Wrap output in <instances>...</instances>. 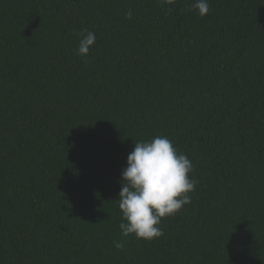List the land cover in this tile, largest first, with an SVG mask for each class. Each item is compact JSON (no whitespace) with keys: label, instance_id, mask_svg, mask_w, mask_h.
Listing matches in <instances>:
<instances>
[{"label":"trees","instance_id":"16d2710c","mask_svg":"<svg viewBox=\"0 0 264 264\" xmlns=\"http://www.w3.org/2000/svg\"><path fill=\"white\" fill-rule=\"evenodd\" d=\"M193 2L0 0V264H264V0ZM155 136L196 188L123 237L121 172Z\"/></svg>","mask_w":264,"mask_h":264},{"label":"clouds","instance_id":"9594fccd","mask_svg":"<svg viewBox=\"0 0 264 264\" xmlns=\"http://www.w3.org/2000/svg\"><path fill=\"white\" fill-rule=\"evenodd\" d=\"M172 4L173 0H162ZM199 16L209 13L208 0H194L191 5ZM132 19L133 13H126ZM76 54L87 58L96 42V35L87 29L77 34ZM193 164L189 157L179 152L166 136H155L148 141L134 143L128 154L127 166L122 169L118 195L123 237L152 241L163 236L160 227L164 218L173 216L191 203L189 193L195 191L197 181L192 179ZM118 250L124 249L123 241H114Z\"/></svg>","mask_w":264,"mask_h":264}]
</instances>
